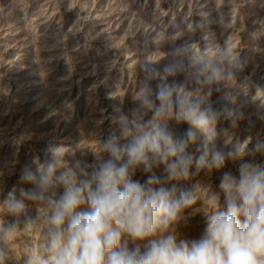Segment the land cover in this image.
I'll return each mask as SVG.
<instances>
[{"label":"rangeland","instance_id":"obj_1","mask_svg":"<svg viewBox=\"0 0 264 264\" xmlns=\"http://www.w3.org/2000/svg\"><path fill=\"white\" fill-rule=\"evenodd\" d=\"M149 63L159 72L182 64L169 84L199 95L210 89L214 108L241 114L235 127L218 118L216 148L230 147L224 129L233 139L250 136V148L264 141V102L252 100L264 89V0H0V264H28L45 239L41 202L25 199L19 213L3 204L8 191L19 197L33 187L21 180L23 169L35 167L34 157L50 158L49 145L64 151L70 166L94 161L101 140L121 132V116L131 118ZM167 123L177 134L189 127ZM197 136L188 148L194 153ZM243 159L264 162V152ZM238 164L192 165L187 177L166 181L194 197L176 225L182 237L200 235L223 173L237 174ZM152 172L164 176L162 166ZM150 174L140 166L133 179Z\"/></svg>","mask_w":264,"mask_h":264},{"label":"clouds","instance_id":"obj_2","mask_svg":"<svg viewBox=\"0 0 264 264\" xmlns=\"http://www.w3.org/2000/svg\"><path fill=\"white\" fill-rule=\"evenodd\" d=\"M145 68L131 118L121 116L119 135L100 142L99 152L107 158L100 154L70 166L65 152L49 145L50 158L34 157L35 167L21 173L33 187L21 188L19 197L15 190L7 192L3 204L10 212L24 211L25 199L43 205L45 239L28 264H264V162L243 159L264 152V141L250 148V136L233 139L224 129L223 143L230 147L216 148L218 118L235 127L241 114L214 108L210 89L199 95L183 83L169 84L167 76L182 71V64L167 65L163 72L151 63ZM215 74L213 68L205 82ZM156 77L160 82L153 88ZM252 100L264 102V89L257 88ZM168 119L189 127L177 134ZM198 133L202 139L194 153L188 148ZM226 158L239 160L237 174L223 173L200 235L182 237L176 225L194 197L190 189L166 181L187 177L192 165L219 168ZM140 166L152 173L144 182L133 179ZM160 166L163 177L152 172Z\"/></svg>","mask_w":264,"mask_h":264}]
</instances>
